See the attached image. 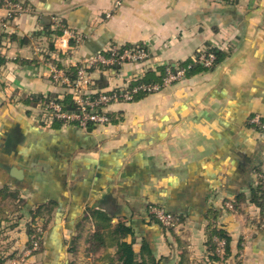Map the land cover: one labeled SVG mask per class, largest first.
I'll return each instance as SVG.
<instances>
[{
    "label": "crops",
    "instance_id": "0c3cea01",
    "mask_svg": "<svg viewBox=\"0 0 264 264\" xmlns=\"http://www.w3.org/2000/svg\"><path fill=\"white\" fill-rule=\"evenodd\" d=\"M15 1L28 12L13 22L0 65V188L18 200L3 201L14 209L0 217V258L25 249L31 208L55 203L44 249L30 264H109L114 248L86 255L91 209L114 216L112 223L131 222L135 250L148 238L160 264H179L181 256L184 264H209L205 215L216 209L230 243L229 256L215 264H264V226L249 199L264 175V0ZM57 25L77 35L56 43L59 55L47 49L62 35ZM3 36L0 30V43ZM38 44L61 69L86 65L113 46L148 50L146 63L91 72L93 82L106 79L104 92L202 49L224 56L213 69L136 102L108 105L120 114L115 123L55 130L38 123L37 104L25 103L29 95L68 93L50 80ZM152 205L182 216L174 235L144 224Z\"/></svg>",
    "mask_w": 264,
    "mask_h": 264
},
{
    "label": "trees",
    "instance_id": "16d2710c",
    "mask_svg": "<svg viewBox=\"0 0 264 264\" xmlns=\"http://www.w3.org/2000/svg\"><path fill=\"white\" fill-rule=\"evenodd\" d=\"M225 2H229V0H225ZM141 47V45H139ZM133 46H124L119 47L118 52H122L125 49L131 48ZM48 52H54L59 55V53L55 50V47L52 43H48L47 45ZM208 52H211L215 56V60L210 67H204L197 60L198 54L195 53L191 60H187L184 62H179L176 64H165L157 68L156 71H148L141 80H136L128 83L126 85L127 90H132L134 87L140 85H159L162 86L163 80L166 76V71L169 69L171 72H176L178 69H182L184 71L183 79L190 78L197 74H201L203 72L209 71L216 67L219 63H221L223 59L222 52L216 49H210ZM105 57L109 56L104 55ZM49 58L48 56L46 59ZM3 58L0 57V65L3 63ZM49 60V59H48ZM57 68H60V65L52 60L50 61ZM120 68L117 65L107 66L102 64H95L86 70L91 73L96 69L99 70H113L116 71ZM78 67L62 69L66 76L73 81L76 77ZM182 79V80H183ZM181 81V80H180ZM174 84V83H173ZM56 85V84H55ZM107 85L106 79L101 76L98 80L93 82L92 87L97 90H101ZM59 86V85H58ZM64 88L63 86H61ZM163 89V88H162ZM161 89V90H162ZM159 90V91H161ZM158 91V92H159ZM157 93V92H154ZM153 93H148L147 91L138 90L136 93L132 94V99L126 103L136 102L147 95ZM32 99H28L25 101L26 104L35 105L39 100L44 99L43 96H32ZM47 100H54L60 103L63 107V110L67 112H74L75 106L71 99V96L67 94H63L61 98H59L56 94H50L45 97ZM117 102H124L122 99H119ZM116 102V103H117ZM107 108V107H106ZM97 112L103 113L108 123H115L116 119L120 116V114H111L107 112V109L102 112V109L97 108ZM64 125H73L78 127L77 123H64L63 121H58L53 119L49 123V128L51 129H60ZM95 126L89 123L88 128L93 129ZM80 128V127H79ZM264 175H257L256 184L251 188L250 191V203H252L259 210V226H264V215H263V206H264ZM11 199L13 201L18 200V194L15 191L10 190L8 186H4L0 188V203L4 200ZM237 202L243 201V196H239L236 200ZM231 203L232 208H234V204L237 202ZM24 203V202H23ZM20 200L18 204H16V212L21 211L24 208L25 203L23 204ZM161 207V205H152L147 208L145 213L146 220H144V224L149 228L157 229L161 234H173L176 230L175 227L164 226L158 222V220L151 214L149 211L151 208ZM57 206L55 203H48L43 205H37L31 208L29 211V221L26 223V233H27V244L25 249L20 253H11L6 257L0 258V264H6V261H9L11 264H16V258L18 255L24 254L27 250H32V247L35 242H37V249L32 250L28 255V259L39 254L44 249V234L49 225L50 219L53 217ZM165 209V208H164ZM167 212L172 214L178 219V226L182 224V216L178 214H174L169 210L165 209ZM89 216L92 219L94 230L90 233L86 239V255H96L102 249L107 247H111L115 249L114 257L110 258L109 264H160V260L157 259L153 246L148 238L140 237L141 240L139 242V250H135V245L138 244L137 239H139L138 229L134 227V225L126 219L119 220L117 223H112V218L114 216L109 215L106 212H102L99 210H89ZM220 213L216 209H210L205 215L206 225L204 228L205 233V249L207 254V260L209 264H215L226 259L229 256V243L230 236L227 231L218 223ZM42 221H41V220ZM6 260V261H5ZM179 264H184L183 256H181V260Z\"/></svg>",
    "mask_w": 264,
    "mask_h": 264
},
{
    "label": "built area",
    "instance_id": "2783aa9c",
    "mask_svg": "<svg viewBox=\"0 0 264 264\" xmlns=\"http://www.w3.org/2000/svg\"><path fill=\"white\" fill-rule=\"evenodd\" d=\"M225 1V0H217ZM231 1V0H229ZM120 5V0L115 2V6ZM0 11L4 13V16H0V30L4 33L0 43V57L4 58L8 37L13 34L16 27L13 22H16L21 16L26 14L28 10L19 2L15 0H0ZM109 17V15H107ZM62 35L59 37L54 36L52 41L55 47L56 43L61 41V38L68 37L69 39H77V35L67 30L61 25ZM209 49H202L197 51V60L204 67H210L215 60V56L208 52ZM40 62L44 63L49 68V77L52 83L63 86L75 106L74 112H67L63 110L60 103L54 100H47L45 97L38 101L39 120L38 123L45 124L47 126L53 119L63 121L64 123H77L78 127L87 129L89 123L94 126L103 125L107 122V118L103 113L97 112V108L102 109L104 112L106 107L112 103H116L119 99L124 102H128L132 99V94L138 90L147 91L148 93L158 92L162 88L168 87L173 83H177L183 79L184 71L178 69L176 72H171L169 69L166 71V76L163 80L162 86L159 85H140L134 87L132 90H127L126 85L123 87H117L109 92L97 90L92 87L93 79L91 73L86 69L95 65L102 64L107 66L117 65L119 67L125 64H141L149 61V52L144 47L139 45L118 52V47L113 46L109 49V56L105 57L102 54H98L93 57L86 65L80 66L77 69L76 77L71 81L62 69L57 68L51 62H48L45 58L46 51L42 45H37L34 49ZM1 77V72H0ZM32 95H29L28 99ZM264 188V185H263ZM149 214L153 215L159 223L164 226L178 227V219L167 212L164 208L154 207L151 208ZM264 215V206H263ZM37 249V242L34 243L32 250ZM32 250H27L25 255L28 256Z\"/></svg>",
    "mask_w": 264,
    "mask_h": 264
},
{
    "label": "rangeland",
    "instance_id": "374dc122",
    "mask_svg": "<svg viewBox=\"0 0 264 264\" xmlns=\"http://www.w3.org/2000/svg\"><path fill=\"white\" fill-rule=\"evenodd\" d=\"M14 209V207L13 206H11L10 204H7L6 202H2V203H0V217H3L4 216V211H6V210H8V211H11V210H13ZM3 225H4V223H2ZM0 225H1V223H0ZM49 225H50V223H49ZM48 225V226H49ZM179 227V226H178ZM177 227V228H178ZM48 228V227H47ZM176 228V229H177ZM5 243L6 242H3L2 244H1V246H0V248L2 247V249H5V247H4V245H5ZM2 249H0V252L2 251ZM16 258H18V259H15L16 260V264H30L29 263V259H28V256H26L25 255V252H24V254H21L20 256L18 255ZM31 259V258H30ZM6 261V260H5ZM6 264H11L9 261H6Z\"/></svg>",
    "mask_w": 264,
    "mask_h": 264
},
{
    "label": "water",
    "instance_id": "95a60500",
    "mask_svg": "<svg viewBox=\"0 0 264 264\" xmlns=\"http://www.w3.org/2000/svg\"><path fill=\"white\" fill-rule=\"evenodd\" d=\"M12 176L17 178V179H21L22 178V171L18 170V169H12Z\"/></svg>",
    "mask_w": 264,
    "mask_h": 264
}]
</instances>
